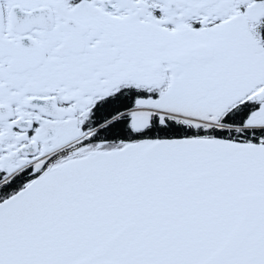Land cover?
Listing matches in <instances>:
<instances>
[{
    "label": "snow or ice",
    "instance_id": "1",
    "mask_svg": "<svg viewBox=\"0 0 264 264\" xmlns=\"http://www.w3.org/2000/svg\"><path fill=\"white\" fill-rule=\"evenodd\" d=\"M0 264H264V0H0Z\"/></svg>",
    "mask_w": 264,
    "mask_h": 264
}]
</instances>
